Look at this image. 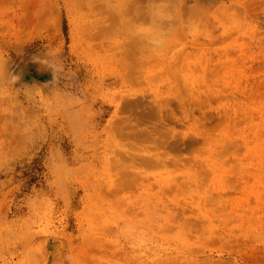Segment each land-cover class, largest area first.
I'll list each match as a JSON object with an SVG mask.
<instances>
[{
	"label": "rangeland",
	"instance_id": "1",
	"mask_svg": "<svg viewBox=\"0 0 264 264\" xmlns=\"http://www.w3.org/2000/svg\"><path fill=\"white\" fill-rule=\"evenodd\" d=\"M0 264H264V0H0Z\"/></svg>",
	"mask_w": 264,
	"mask_h": 264
},
{
	"label": "bare ground",
	"instance_id": "2",
	"mask_svg": "<svg viewBox=\"0 0 264 264\" xmlns=\"http://www.w3.org/2000/svg\"><path fill=\"white\" fill-rule=\"evenodd\" d=\"M97 3H98V1H97ZM99 5H100V3H99ZM96 6V5H95ZM100 6H102V5H100ZM99 7V6H98ZM100 9H101V7H100ZM95 10H96V8H95ZM99 10V9H98ZM102 11V10H101ZM102 13V12H101Z\"/></svg>",
	"mask_w": 264,
	"mask_h": 264
},
{
	"label": "clouds",
	"instance_id": "3",
	"mask_svg": "<svg viewBox=\"0 0 264 264\" xmlns=\"http://www.w3.org/2000/svg\"><path fill=\"white\" fill-rule=\"evenodd\" d=\"M57 67H60V65H58V64H55Z\"/></svg>",
	"mask_w": 264,
	"mask_h": 264
}]
</instances>
